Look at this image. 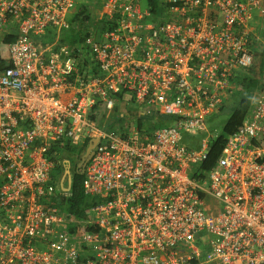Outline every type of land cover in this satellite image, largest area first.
Here are the masks:
<instances>
[{
  "label": "built area",
  "instance_id": "1",
  "mask_svg": "<svg viewBox=\"0 0 264 264\" xmlns=\"http://www.w3.org/2000/svg\"><path fill=\"white\" fill-rule=\"evenodd\" d=\"M77 1L0 0V264H264V68L215 166L197 168L207 120L253 67L264 0L91 1L107 25L70 47ZM91 143L86 208L69 216L50 149L83 150L80 171Z\"/></svg>",
  "mask_w": 264,
  "mask_h": 264
},
{
  "label": "trees",
  "instance_id": "2",
  "mask_svg": "<svg viewBox=\"0 0 264 264\" xmlns=\"http://www.w3.org/2000/svg\"><path fill=\"white\" fill-rule=\"evenodd\" d=\"M91 1H95V5H93L94 9H100L102 7L101 0H78L73 12L68 16L67 21L69 23V28L63 30L61 34V41H63L66 45L72 47L77 44H82L84 40L90 36L89 30L93 29L98 31L99 28H102V26L104 28L107 25L103 21L92 20V9L90 7ZM49 35L46 37V39H44L45 42H51L54 39L53 35ZM12 40V36L7 37L4 43L7 44ZM3 48L4 46H1V49L4 52ZM252 48V52L254 55L253 67L249 72H238L236 74L233 83L238 99L236 101V104L232 107L227 121L223 125L222 133L220 135H217L210 141L207 155L201 162V164L197 167L200 173L209 171L215 166L216 160L221 154L227 137L234 133L237 128L242 125L246 114L250 109V105L252 102L251 99L253 98L251 96L252 94L247 96L246 92L242 89H244L245 87H252L257 94L258 91L262 90L263 88L261 84V76L263 74L264 68V48L262 50L254 49V42L252 44ZM3 55L5 54L1 52V57L5 58L6 55ZM84 57L85 55L83 56V59ZM126 117L130 118L129 115ZM143 122L145 121L138 119L139 125H141V123ZM162 125L163 121L160 120V124H158L157 126L160 127ZM76 151L77 152L75 153L74 151H72V149L68 150L67 147L63 149L61 145H55L50 149V157L57 162V166L54 169L56 178L64 174L65 169L60 161L66 159L68 157L67 154H71L73 156L76 154L81 155L83 153V150L81 149ZM63 154L65 155L64 158L62 156ZM80 158L81 157H79V159ZM84 181L85 174H80L79 171L74 169L73 173L71 174L70 191L63 197L61 201L62 210L69 216L75 215L76 217H81L85 211L86 200L83 193Z\"/></svg>",
  "mask_w": 264,
  "mask_h": 264
},
{
  "label": "rangeland",
  "instance_id": "3",
  "mask_svg": "<svg viewBox=\"0 0 264 264\" xmlns=\"http://www.w3.org/2000/svg\"><path fill=\"white\" fill-rule=\"evenodd\" d=\"M254 35L256 36L255 40L253 41L254 42V49H261L262 50L264 48V28H263V26L261 27V24H259L258 27L256 28V30L254 31ZM3 50H4L3 54L6 55V49L3 48ZM5 55H3V56H5ZM242 90L246 92L247 96L252 94L251 96L254 98V95H256V91H254V88H252V87H245ZM248 90H249V92H248ZM253 98L251 99L252 102H251L250 107L253 104ZM237 99H238L237 93L233 92V95L231 96V99L226 104V106L220 112H215L211 116V118L207 120L206 128H207V131L209 132V134H211L212 138L217 136V135H220L222 133L223 125L227 121V119L230 115V111H231L232 107L236 104ZM123 100L125 101L124 109L127 112H133L134 114L141 116V112H142L141 109L142 108L140 105L135 103L131 94L125 93L123 96ZM112 120L113 119H109L106 122V124L111 125ZM105 128L108 129L107 126H105ZM199 138H200V136H197L196 139H190L189 137H185L184 143L194 147L195 150H197L198 143L195 141L197 139L199 140ZM67 155H68V157H67L68 159L67 158L66 159L69 161L70 174H72L74 171L75 158L71 154L70 155L67 154ZM62 156H63V158L65 157L64 154Z\"/></svg>",
  "mask_w": 264,
  "mask_h": 264
},
{
  "label": "water",
  "instance_id": "4",
  "mask_svg": "<svg viewBox=\"0 0 264 264\" xmlns=\"http://www.w3.org/2000/svg\"><path fill=\"white\" fill-rule=\"evenodd\" d=\"M92 143L89 145V147L86 149V152L84 154V158H86V160L82 163L81 165V169L79 171L80 174H83L84 173V169H85V165L88 161V159L90 158L91 156V148H92ZM67 166H66V169H65V172H64V178H66V188H64V191L68 192L70 190V181H71V174L68 170V163H65Z\"/></svg>",
  "mask_w": 264,
  "mask_h": 264
},
{
  "label": "flooded vegetation",
  "instance_id": "5",
  "mask_svg": "<svg viewBox=\"0 0 264 264\" xmlns=\"http://www.w3.org/2000/svg\"><path fill=\"white\" fill-rule=\"evenodd\" d=\"M68 170H69V172H70V165H68Z\"/></svg>",
  "mask_w": 264,
  "mask_h": 264
}]
</instances>
